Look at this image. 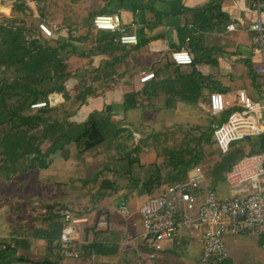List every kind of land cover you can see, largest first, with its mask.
Listing matches in <instances>:
<instances>
[{
  "label": "trees",
  "instance_id": "obj_1",
  "mask_svg": "<svg viewBox=\"0 0 264 264\" xmlns=\"http://www.w3.org/2000/svg\"><path fill=\"white\" fill-rule=\"evenodd\" d=\"M20 1L19 10L25 11L27 3L25 0ZM121 2L119 0V3ZM108 11V9H104L101 13ZM214 11L217 12L216 15H213ZM193 15L201 31L212 28L211 22L217 16L221 17V20H227L226 15L221 11V5L215 4L213 1L195 10ZM42 22L46 23V20L43 19L39 23ZM39 23L35 28L28 26L24 19L17 16L0 18V127L7 126L0 136L1 162L6 171L0 170V174L6 180L12 179L24 169L46 167L48 161L44 158L55 150L62 149L64 145H74L80 152L90 151L98 145H106L108 140H111L110 138L113 141L116 137L120 138V133L123 130L122 127H118L117 122L107 116V108L93 110L81 123H74L68 120L67 116L61 122L56 119L53 120L50 115H46L50 104L38 109V112L32 113L33 111L30 110L32 104L40 101L48 102L49 95L54 94H59L63 98L61 102L56 104L62 108H64L65 103H70L74 107L85 104L87 99L95 93L97 87H94L93 83L99 79L98 76L91 75V81L84 83L78 93L71 97L67 91L66 83L70 77L74 76V73L69 70L67 60L74 53V50L70 51L67 48L69 45H73L71 42H81L85 40V37L76 36L72 31L73 27L69 26L62 28L66 30L65 37L60 31L55 30L51 37H45L38 27ZM100 31L104 32L103 30ZM102 32L100 33L102 35L101 40L105 41L101 42L100 40L97 45L102 51H106L115 45L113 38L116 34H104ZM97 35L99 33H96ZM96 36L93 35V37ZM98 39L99 37L95 38V42ZM201 59L193 56V63L188 65L190 67L186 71L181 70V66L175 65L169 60L168 66L172 73L166 79L151 80L142 84L141 89L125 93L123 111L140 110L144 113L146 106H153L154 101L161 93L165 96V107L171 108L176 102L189 106L198 104L201 99H206L208 102L209 94L214 91L228 92L229 87L213 79L212 75L201 72L198 66L201 64ZM216 62L214 59L213 63L216 64ZM246 66L252 83H255L256 78L250 64L247 63ZM96 73H99L98 69ZM107 84L110 85L111 83L105 81L103 86H107ZM206 90L209 92L208 95L204 94L207 92ZM207 130L206 133H200V137L195 139L190 146L173 150L165 156L163 154L162 162L166 158L163 163H161L159 159L161 156L157 152L156 161L147 165L142 164L138 157L141 143L137 147L133 145L129 150L123 146L125 148L123 152L126 169L121 171L119 176L125 175L124 178L126 177L128 186L141 187V191L148 194V197L170 184L182 181L190 167L203 166L202 136L209 134L211 139L206 140L204 136L203 140L207 143L212 140L214 143L211 135L212 126H208ZM258 138L259 142L256 143V146L257 150L260 151L264 149V137ZM47 141H49V145L43 153L41 147ZM117 145L120 146L118 143ZM216 149L221 156L209 170V178L216 183L215 186L212 184L215 188L219 182L223 181L225 172L246 154L245 151H240L237 145H231L227 153H222L217 147ZM29 155L32 156L30 162L19 167L17 160ZM165 166L172 167L176 173L166 177L163 173ZM115 182L116 179H104L98 188L107 190V196H110L111 193L115 195L113 191L116 188ZM89 183L87 182V184ZM93 183L95 184V181ZM94 193L98 194L97 189ZM93 198H98V196L93 195ZM61 208L68 207L56 203L46 204L42 210L29 219L31 238L45 242L46 254L41 259L19 254L17 247L26 248L28 236L23 238L14 236L12 241L5 238L0 239V264L14 262L61 264L58 241L65 226L57 212ZM84 231L89 233V228H85ZM99 233V231L94 232L96 239L83 241L77 245L80 251V257L77 259L78 264H93L96 256H113L118 252V245L107 242L106 238H102ZM263 239L264 237L259 238L261 244ZM187 245L189 242L183 240L180 245L173 244L172 247ZM225 262L229 261L226 260L221 264Z\"/></svg>",
  "mask_w": 264,
  "mask_h": 264
},
{
  "label": "rangeland",
  "instance_id": "obj_2",
  "mask_svg": "<svg viewBox=\"0 0 264 264\" xmlns=\"http://www.w3.org/2000/svg\"><path fill=\"white\" fill-rule=\"evenodd\" d=\"M1 2L10 4L12 10L6 15L0 9V18L3 16H17L24 19L28 26L35 28L41 20L45 19L51 22L53 27L56 28L55 31L60 32L63 30V26L66 28L67 26L75 27L83 20L89 23V13L91 15V13L98 10L97 8L101 5L99 0H25L27 9L22 11L19 10L20 0H15V2H13V0H0V6ZM47 24L49 23L47 22ZM94 36H96V34H94ZM225 46L228 47L230 45ZM206 51L208 52L204 54L200 53L201 56L199 58H202L201 64H208L207 69L209 73L212 74L218 82L233 90L246 87L250 94L252 93L249 83H247L248 76L244 73L247 68L245 65L237 63L233 65L234 69L232 72H225V67H219L217 63H213L214 59L219 62L220 56L222 55L217 51ZM160 58L161 56L158 57L156 61H159ZM187 68V66H181L183 70H187ZM170 73L171 70L169 72L168 69L162 72L165 79ZM125 88L135 91L139 88V85L138 82L134 81L126 84ZM74 90L75 88H71L72 94L75 93ZM204 94L208 95L209 92H204ZM55 96L59 95L55 94ZM164 97L165 96L161 93L154 101L155 104H153V106H146L144 113L140 110H131L127 111L125 114L122 113L115 116L107 113V116H111L112 120L119 124L118 127L123 128L120 133V138L116 137L114 139L115 141L110 138L111 140H108L106 145H98L84 154H76L74 152H70L74 154H69L70 147L64 145L62 149H57L44 158L48 159V157H50L51 164L49 167H34L21 170L20 173L10 180L1 177L0 174V239L5 238L12 241L14 236L10 235L11 231H13V229H20V232L24 231L21 238L28 236L27 245L32 250L25 251L26 249L17 247L18 253L22 254L23 251V254L31 256L33 251L34 258L41 259L44 254L45 243L41 240L30 241L32 233L29 219L49 203L64 205L68 207L64 209H69L73 212L86 208L88 212L92 209L91 206L93 203L91 200L95 202L93 195H97L98 198H104L108 195L107 190H101L98 186L101 184V181L109 178L116 179V188L113 190L115 195L111 193L110 195L112 196L106 197L101 202L102 205H107L109 213L114 214L115 218H119L116 216L115 206H118L121 201L127 202L130 216L126 218L123 217V219L119 218L121 220L118 224L121 228H123L124 225H127L128 228L130 226L129 229L132 230L134 237L141 234L143 230V219L139 210L148 197L143 194L141 187L133 188L128 186L124 174L123 177L119 176L121 174L120 172L126 169L124 149L126 148L129 150L133 145L137 147L138 144L141 143L140 150L143 151V148L149 145L147 148L155 149L156 153L158 152L161 156L159 159L161 163H163L166 159L165 158L162 162L163 154L165 156L173 150H179L190 146V144L194 143L195 139L200 137V133H206L208 131V126H212L213 121L221 122L231 112L227 111L221 114L217 118L218 120H216V118L212 117L208 112L206 99H201L198 104L190 106L176 102L171 108H166L164 105ZM261 102L263 103L262 97ZM67 104L68 103H65L64 105ZM69 106L70 108L74 107L71 106L70 103ZM52 110L53 107L50 105L46 115H50L53 120H57ZM92 111L93 110H90L89 113ZM56 115L60 117L59 113ZM62 117H64L63 112H61V121H63ZM6 128L7 126L0 127V136ZM204 136L206 140H209V134ZM204 136H202L204 153L202 168L208 182L215 186L216 183L209 178V170H211L212 164L217 161L221 155L218 153L212 140L208 143L203 140ZM250 140L251 142H249V140L243 142L234 141L231 145H237L239 150L242 152L245 151L246 154L250 152L253 153L257 150L256 143L259 142V138L253 137ZM117 143L120 146H116ZM48 145L49 141L42 145L41 149L43 153ZM254 146H256V148H254ZM143 152H145V150ZM257 152L260 151L257 150ZM87 155L88 157L86 158ZM31 157L32 156L29 155L24 158H19L17 160V165L19 167L27 165ZM0 170L3 172L6 171L1 162V156ZM163 173L168 177L169 175L175 174L176 170L170 166H165ZM89 176L93 177L87 178ZM185 178L186 174L184 176V179ZM166 180L169 179L166 178ZM94 181L95 184L93 183ZM87 182L90 183L87 184ZM88 185L92 187L91 190L95 191L97 189L98 194L90 192ZM244 186H246L245 189ZM216 188L219 196L222 198L247 196L254 192L252 184L247 183L241 186L229 187L222 181L216 185ZM18 209L21 210L18 211ZM91 219H94V217H91ZM104 219L109 222L107 218ZM84 230L85 228L82 229V234L85 232ZM9 235L11 237L8 238ZM82 242L83 241L80 240L79 245ZM164 244L170 248L172 247L169 241L164 242ZM225 245L229 254V262L225 263L264 264V249L256 235H226ZM201 249L202 245L198 241L190 242L187 246L172 247V249L168 250L166 253L176 258L167 261V263L203 264L199 260ZM73 261L78 264V260Z\"/></svg>",
  "mask_w": 264,
  "mask_h": 264
},
{
  "label": "crops",
  "instance_id": "obj_3",
  "mask_svg": "<svg viewBox=\"0 0 264 264\" xmlns=\"http://www.w3.org/2000/svg\"><path fill=\"white\" fill-rule=\"evenodd\" d=\"M121 1L122 2L119 3V0H99L101 5L97 8L98 10L91 13L92 16L90 13L88 15L90 22L86 23V21L83 20L77 26L73 27L72 31L74 34L76 36L85 37V40L81 42H71L73 45H69L67 48L70 51L72 49L74 50V53H72L67 60L70 68L69 70L74 73V76L70 77L66 83L67 91L72 97L78 93L84 83H89V81H91V75H96L99 79L93 83V86L97 87L95 93L87 99L85 104L73 108H70L69 104L65 105L64 108L59 105H54L52 111L55 115L59 113L60 117L56 115L58 121L61 122V112L64 113V117H62L63 119H66L67 116V119L74 123L83 122L88 117L90 110H102L107 108L108 114H111L112 116L127 113V111H123V97L125 93L130 92L131 90L125 88L126 84L135 81L138 82L139 85L137 90L141 89L142 84L138 80L139 74L142 70L147 69H151L155 72V78L153 80L165 79L162 72L166 69H168L169 72L171 70L168 66V63L170 62V53L182 46H185L191 55L195 57H200V53L204 54L208 52L206 50L217 51L222 56H220L219 62L216 60V63L219 67H225V72L228 73L232 72L234 69L233 65H236L237 63L245 66L249 63L252 69L253 63L259 60V55L253 50L254 43L252 41V33L248 30V25L253 23L258 17L261 18L264 24V10L261 11L260 15L256 12L254 7L255 0ZM211 1L215 4L219 3L221 5V11L226 15L227 20H221V17L217 16L216 18H213L211 22L212 28L201 31L198 28L197 21L194 20L193 13L195 10L206 6ZM260 1L264 2V0ZM104 9L109 10L107 13H118L120 15L121 24L125 31L137 35V44H115L109 47L106 51H102L101 48L98 47L99 45L97 44L101 40L102 35H100V33L102 31H96L92 28V19ZM216 14L217 12L214 11L213 15ZM46 22L51 24L49 20H46ZM231 23L235 25V29L227 31V25ZM63 27L65 28V26ZM96 33H99V35L93 37ZM102 33L109 34L110 32L104 31ZM61 34L65 37L66 30L63 29ZM97 37H99V39L95 42L97 40H95V38ZM187 37H189L188 42L185 41ZM103 41L105 40H101V42ZM225 45L230 46L226 47ZM160 56V60L156 61ZM207 65L208 64L198 65L203 74H210ZM187 67L188 70L190 66ZM97 69L99 73H96ZM248 72L249 70L247 67L244 73L248 76L247 83H249L252 93L250 94L246 87L239 89H245L249 95L257 98L259 97L258 89L260 84L258 85V83H260V78L253 73L256 81L255 83H252ZM212 77L213 79H216L213 75ZM105 81L110 82L111 84L103 86ZM71 88H75V93L72 94ZM229 89V91H235L230 87ZM59 96L61 99L59 102H61L63 98L61 95ZM67 146L70 147L69 154H84L88 152H80V150L75 148L74 145ZM147 147H149V145L143 148V151L145 150V152L140 150L138 153L140 162L144 165L157 160L155 149H149ZM87 157L88 155L86 158ZM45 160L48 161L49 164L46 167H49L51 164L50 157ZM87 178H92V176ZM89 188L90 192H95L94 190H91V186H89ZM143 194L148 197V194L144 192ZM106 197L108 196L101 199L95 198V202L91 200L93 205L91 206L92 209L88 212L86 211V208L74 212L71 211L75 217L86 219L85 222L79 223V226L81 229L89 228V233L84 232L82 234L81 230L79 236L81 241H91L92 239H96L94 232L99 231L100 236L106 238L107 242L118 245V252L115 255L96 256L93 260V264H168L167 261L176 258L171 254L166 253L168 250L172 249L168 246H165L166 249L158 252L156 258H149V251L142 245L139 236L140 234L134 237L132 230L129 229L130 226L129 228L124 224L123 228L119 226L118 223L121 220L119 218L123 219V217L118 213L117 206H115V213L119 218H115L114 214L109 213L107 205H102L101 202ZM20 210L18 209V211ZM91 217H94V219H91ZM104 218L109 220L108 227L105 229L94 230L93 227L95 223L99 219ZM20 231V229H13L11 234H9L16 238H21L24 231ZM10 235L8 238L11 237ZM34 240L40 241V239L36 240L33 238H31L30 241L33 242ZM24 249H26L25 251L32 250L28 246ZM45 254L46 249L44 246L43 256ZM21 255H25L23 254V251ZM31 257L34 258L33 251ZM61 264L76 263H74L73 260H61Z\"/></svg>",
  "mask_w": 264,
  "mask_h": 264
},
{
  "label": "built area",
  "instance_id": "obj_4",
  "mask_svg": "<svg viewBox=\"0 0 264 264\" xmlns=\"http://www.w3.org/2000/svg\"><path fill=\"white\" fill-rule=\"evenodd\" d=\"M254 4L260 15L264 2L255 0ZM121 23L118 13H98L92 19V28L115 33V44H137V35L127 33ZM38 27L45 37H51L55 30L47 22L39 23ZM234 29L233 23L227 25V31ZM248 30L252 33L253 50L259 55V60L252 65L253 73L260 78L259 97L249 95L245 89L226 93L214 91L209 94L207 102V109L216 120L221 114L231 111L223 121L212 123V139L222 153H227L234 141L264 137V24L261 18L249 24ZM185 41L188 42L189 37ZM169 60L177 66H188L193 63V56L182 46L170 53ZM154 78L155 72L147 69L140 72L138 80L145 84ZM57 97L60 96L54 94L48 102L34 103L30 110L37 111L48 104L56 105ZM223 181L229 187L252 184L254 192L247 196L222 198L217 188L208 182L203 168L195 165L187 170L184 180L170 184L147 198L139 212L143 219L140 241L148 249L149 258H156L157 253L165 249L166 241L180 245L187 240L189 243H201V263L221 264L229 260L226 235L264 237V149L242 156L225 172ZM117 211L122 217L130 216L125 201L118 204ZM57 212L65 223L58 241L59 256L63 261L77 260L80 257L77 245L82 230L79 223L86 219L75 217L69 209L62 208ZM108 225L106 219H100L93 229H105ZM262 247L264 249V239Z\"/></svg>",
  "mask_w": 264,
  "mask_h": 264
},
{
  "label": "bare ground",
  "instance_id": "obj_5",
  "mask_svg": "<svg viewBox=\"0 0 264 264\" xmlns=\"http://www.w3.org/2000/svg\"><path fill=\"white\" fill-rule=\"evenodd\" d=\"M0 9L6 15L9 14L11 12V10H12L10 4H7L5 2H1ZM32 113H34V112H32Z\"/></svg>",
  "mask_w": 264,
  "mask_h": 264
},
{
  "label": "water",
  "instance_id": "obj_6",
  "mask_svg": "<svg viewBox=\"0 0 264 264\" xmlns=\"http://www.w3.org/2000/svg\"><path fill=\"white\" fill-rule=\"evenodd\" d=\"M56 101L59 102L60 99L59 98H56ZM246 140H250V137H247Z\"/></svg>",
  "mask_w": 264,
  "mask_h": 264
}]
</instances>
